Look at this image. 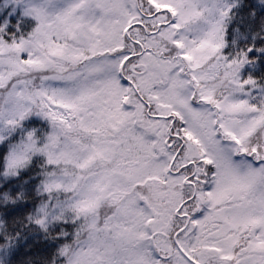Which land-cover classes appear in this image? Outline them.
Returning <instances> with one entry per match:
<instances>
[{
  "label": "snow or ice",
  "instance_id": "6c2138e0",
  "mask_svg": "<svg viewBox=\"0 0 264 264\" xmlns=\"http://www.w3.org/2000/svg\"><path fill=\"white\" fill-rule=\"evenodd\" d=\"M17 3L31 19L0 24L3 174L44 157L28 219L70 226L52 264H264V91L240 74L255 45L224 51L233 5ZM33 113L42 142L11 141Z\"/></svg>",
  "mask_w": 264,
  "mask_h": 264
},
{
  "label": "trees",
  "instance_id": "16d2710c",
  "mask_svg": "<svg viewBox=\"0 0 264 264\" xmlns=\"http://www.w3.org/2000/svg\"><path fill=\"white\" fill-rule=\"evenodd\" d=\"M221 3L233 5L226 23L225 53L234 54L250 44L255 45V58L252 53L249 54L250 62L243 66L241 78L251 75L257 82L256 87L251 89L252 94L258 95L264 91V51H257L264 48V0H221ZM22 10L17 0H0V24L9 21V31H15L13 26L18 22L25 27L31 18L24 17ZM32 129L43 138L50 126L42 117L30 115L22 121V127L12 133L10 140L18 141L22 134ZM7 151L8 143H0V264H52L60 246L61 238L57 233L61 227L70 226L53 222L45 230L28 219L35 205L46 198L38 192L42 179L40 165L44 157L36 154L31 164L21 169L19 175L5 176L2 165L3 154ZM5 191L15 202L4 200ZM16 193L21 194L19 198ZM8 237L12 238L10 243Z\"/></svg>",
  "mask_w": 264,
  "mask_h": 264
},
{
  "label": "rangeland",
  "instance_id": "374dc122",
  "mask_svg": "<svg viewBox=\"0 0 264 264\" xmlns=\"http://www.w3.org/2000/svg\"><path fill=\"white\" fill-rule=\"evenodd\" d=\"M8 2V1H7ZM9 3V2H8ZM20 7L23 9V7H24V5H23V3H20ZM243 68V67H242ZM242 70V69H241ZM241 74V73H240ZM33 114H35V113H33ZM32 114V115H33ZM35 116H36V114H35ZM39 116V115H38ZM39 117H41V116H39ZM43 118V117H42ZM44 119V118H43ZM45 120V119H44ZM42 139L43 138H41V141H38V142H42ZM37 155H40V154H37ZM42 156V155H41Z\"/></svg>",
  "mask_w": 264,
  "mask_h": 264
}]
</instances>
